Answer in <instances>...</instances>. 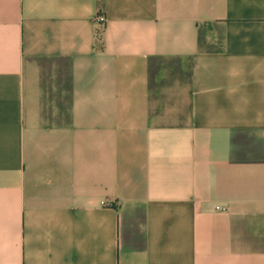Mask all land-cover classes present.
<instances>
[{
	"label": "crops",
	"instance_id": "1",
	"mask_svg": "<svg viewBox=\"0 0 264 264\" xmlns=\"http://www.w3.org/2000/svg\"><path fill=\"white\" fill-rule=\"evenodd\" d=\"M0 264H264V0H0Z\"/></svg>",
	"mask_w": 264,
	"mask_h": 264
},
{
	"label": "built area",
	"instance_id": "2",
	"mask_svg": "<svg viewBox=\"0 0 264 264\" xmlns=\"http://www.w3.org/2000/svg\"><path fill=\"white\" fill-rule=\"evenodd\" d=\"M95 21L101 26V28H103L106 24L107 17L103 12L99 11V12H97V14L95 16ZM103 203H104V201H103ZM216 208L217 209H224V207H222L221 205H216Z\"/></svg>",
	"mask_w": 264,
	"mask_h": 264
}]
</instances>
